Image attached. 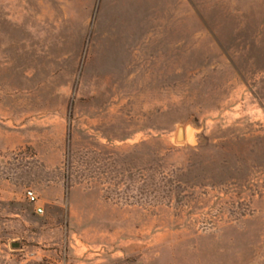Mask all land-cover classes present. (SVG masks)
<instances>
[{"label":"rangeland","instance_id":"1","mask_svg":"<svg viewBox=\"0 0 264 264\" xmlns=\"http://www.w3.org/2000/svg\"><path fill=\"white\" fill-rule=\"evenodd\" d=\"M0 264H264V0H0Z\"/></svg>","mask_w":264,"mask_h":264},{"label":"water","instance_id":"2","mask_svg":"<svg viewBox=\"0 0 264 264\" xmlns=\"http://www.w3.org/2000/svg\"><path fill=\"white\" fill-rule=\"evenodd\" d=\"M203 128L187 123L177 129L176 140L179 143L186 142L191 147H197L201 143Z\"/></svg>","mask_w":264,"mask_h":264},{"label":"built area","instance_id":"3","mask_svg":"<svg viewBox=\"0 0 264 264\" xmlns=\"http://www.w3.org/2000/svg\"><path fill=\"white\" fill-rule=\"evenodd\" d=\"M26 197H27V199H28L31 203L36 204V203L38 202V197H37L36 193H35L34 191H32V190H28V191L26 192ZM36 212H37L38 214H42V213L44 212L43 207L38 206V207L36 208Z\"/></svg>","mask_w":264,"mask_h":264}]
</instances>
